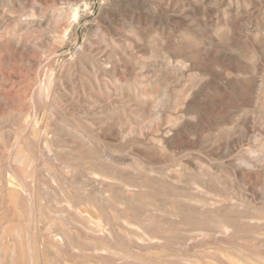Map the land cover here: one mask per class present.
<instances>
[{
	"label": "rangeland",
	"instance_id": "374dc122",
	"mask_svg": "<svg viewBox=\"0 0 264 264\" xmlns=\"http://www.w3.org/2000/svg\"><path fill=\"white\" fill-rule=\"evenodd\" d=\"M0 26V264H264V0H0Z\"/></svg>",
	"mask_w": 264,
	"mask_h": 264
},
{
	"label": "bare ground",
	"instance_id": "6f19581e",
	"mask_svg": "<svg viewBox=\"0 0 264 264\" xmlns=\"http://www.w3.org/2000/svg\"><path fill=\"white\" fill-rule=\"evenodd\" d=\"M13 18V17H12ZM2 26V25H1ZM1 26H0V28H1ZM4 28V27H3ZM3 28H2V31H3ZM12 29V28H11ZM1 30V29H0ZM13 30V29H12ZM7 32V31H6ZM12 32V31H11ZM3 33V32H2ZM5 35H7V33H5ZM13 35V34H12ZM9 36V35H8ZM13 37V36H12ZM95 76V75H94ZM105 83V82H104ZM103 87V86H102ZM107 90V89H106ZM43 96V95H42ZM144 96V95H143ZM188 96V95H187ZM185 100V99H184ZM161 103V102H160ZM157 113V112H156ZM163 113V112H162ZM105 116V115H104ZM108 118V117H107ZM75 139V138H74ZM57 142V141H56ZM38 146V145H37ZM48 146V145H47ZM49 148V147H48ZM73 150V149H72ZM73 153V152H72ZM78 156H80V155H78ZM87 156V155H86ZM42 157V156H41ZM44 158V157H43ZM74 158V157H73ZM10 159V158H9ZM85 159V158H84ZM84 164V163H83ZM7 169V168H6ZM45 171V170H44ZM65 171V170H64ZM84 171V170H83ZM87 171V170H86ZM89 171H91V169L89 170ZM94 171V170H93ZM100 172V171H99ZM50 173V172H49ZM92 173H94V172H92ZM45 174V173H44ZM48 174V173H47ZM73 174V173H72ZM98 175V174H97ZM106 175V174H105ZM2 177H4V176H2ZM94 177V176H93ZM91 178H92V176H91ZM104 179V178H103ZM70 180V179H69ZM53 181V180H52ZM103 182V181H102ZM99 183V182H98ZM124 183V182H123ZM138 183V182H137ZM108 184V183H107ZM129 185H130V183H129ZM113 186V185H112ZM117 186V185H116ZM132 188H133V186H131ZM55 188V187H54ZM66 188V187H65ZM144 189H146V188H144ZM79 190V189H78ZM34 191V190H33ZM119 191V190H118ZM17 192V191H16ZM63 193H64V191H63ZM95 193V192H94ZM97 193H99V192H97ZM122 194V193H121ZM124 194V193H123ZM80 196V195H79ZM87 197V196H86ZM99 197V196H98ZM81 198V197H80ZM56 199V198H55ZM134 199V198H133ZM94 200V199H93ZM57 201V200H56ZM105 201H108L107 199H105ZM45 202V201H44ZM92 202V201H91ZM97 202V201H96ZM99 202V201H98ZM137 202V201H136ZM148 202V201H147ZM177 202V201H176ZM94 203V202H93ZM106 204H108L107 202H105ZM145 204V203H144ZM178 204V203H177ZM239 206V205H238ZM234 207V206H233ZM156 208V207H155ZM59 209V208H58ZM57 209V210H58ZM141 209V208H140ZM156 210V209H155ZM175 210V209H174ZM62 211V210H61ZM203 211V210H202ZM57 212V211H56ZM117 212V211H116ZM48 213H49V211H48ZM81 213V212H80ZM134 213V212H133ZM85 214H86V212H85ZM135 214H136V211H135ZM167 214V213H166ZM56 215H57V213H56ZM55 215V216H56ZM60 215V214H59ZM152 215V214H151ZM99 216V215H98ZM193 216V215H192ZM60 217V219H61V215L59 216ZM86 217H87V214H86ZM49 218H50V216H49ZM63 218H64V216H63ZM66 218H68V216H66ZM211 218V217H210ZM22 219V218H21ZM50 219H52V218H50ZM109 219V218H108ZM69 220L70 221H72V219H70L69 218ZM89 220H92L91 218L89 219ZM26 221V220H25ZM29 221H30V218H29ZM53 221V220H52ZM55 221H58V220H55ZM54 221V222H55ZM63 221V220H62ZM65 222L66 221H68V219L67 220H64ZM83 221V220H82ZM94 221V220H93ZM101 221V220H100ZM37 222V221H36ZM44 222V221H43ZM48 222V221H47ZM50 222V221H49ZM88 222V221H87ZM103 222V221H102ZM52 223V222H51ZM56 223V222H55ZM70 223V222H69ZM95 223V222H94ZM249 223V222H248ZM21 224V223H20ZM30 224V223H29ZM60 224V223H59ZM78 224V223H77ZM88 224H90V223H88ZM103 224V223H102ZM125 224L127 225V223L125 222ZM256 224V223H255ZM51 225V224H50ZM50 225H47V227L48 226H50ZM62 225V224H61ZM73 225V224H72ZM76 225V224H75ZM99 226L101 225V224H98ZM261 225H262V223H261ZM44 226V225H43ZM56 226V225H55ZM63 226V225H62ZM78 226V225H77ZM82 226H83V223H82ZM19 227H20V225H19ZM23 227V225H21V228ZM30 227V226H29ZM59 227H60V225H59ZM72 227V226H71ZM74 227V226H73ZM76 227V226H75ZM74 227V228H75ZM130 227V226H129ZM36 228V227H35ZM50 228H52V227H50ZM50 228H49V230H50ZM58 228V227H57ZM73 228V229H74ZM82 228V227H81ZM95 228V227H94ZM123 228V227H122ZM153 228V227H152ZM30 229V228H29ZM44 229V228H43ZM48 229V228H47ZM60 229V228H59ZM65 229V228H64ZM83 229V228H82ZM85 229H87V228H85ZM99 229V228H98ZM97 229V230H98ZM125 229H126V227H125ZM49 230H48V232H49ZM52 230V229H51ZM88 230H90L89 228H88ZM96 230V229H95ZM114 230V229H113ZM123 230V229H122ZM156 230V229H155ZM47 231V230H46ZM45 231V232H46ZM56 231V229L54 230V232ZM66 231V230H65ZM76 231V230H75ZM75 231H73V233H75ZM30 232V231H29ZM43 232H44V230H43ZM57 232H61L60 230H58ZM57 232H55L56 234H58L59 235V237H56V239H55V241H58V245H60V246H64L65 245V238H64V233L62 234V233H57ZM62 232H64L63 231V229H62ZM87 232V231H86ZM100 232V231H99ZM105 232V231H104ZM53 233V232H52ZM66 233V232H65ZM72 233V232H71ZM88 233V235H90L89 234V232H87ZM86 233V234H87ZM128 234V233H127ZM53 235V237H55V234H52ZM58 235H56V236H58ZM8 236V235H7ZM117 236H118V234H117ZM90 237H93L92 236V233H91V236ZM122 237V236H121ZM124 237V236H123ZM129 237V236H128ZM127 237V238H128ZM67 238V237H66ZM73 238H74V235H73ZM106 237H104L103 238V240L105 239ZM118 238V237H117ZM151 238V237H150ZM2 239V238H1ZM45 239V238H44ZM43 239V240H44ZM96 239V238H95ZM122 239V238H121ZM70 240V239H69ZM92 240H94V239H92ZM97 240V239H96ZM150 240V239H149ZM85 241V240H84ZM100 241V240H99ZM102 241V240H101ZM106 241V240H105ZM107 241H108V239H107ZM128 241V240H127ZM133 241V240H132ZM69 243H72V241H68ZM97 242V241H96ZM129 242H131V241H129ZM74 243V242H73ZM98 243V242H97ZM100 243V242H99ZM147 243H148V241H147ZM146 243V244H147ZM149 243H150V241H149ZM49 244H50V242H49ZM49 244H47V242H46V245H49ZM100 244H102V243H100ZM153 244V243H152ZM56 245V244H55ZM71 245V244H70ZM98 245V244H97ZM222 245V244H221ZM50 246H51V244H50ZM130 246H131V244H130ZM65 247H66V245H65ZM68 247H69V245H68ZM102 248H104V245H102L101 246ZM0 248H2L1 246H0ZM73 248V247H72ZM128 248V247H127ZM56 249V248H55ZM92 249V248H91ZM105 249H107V247H105ZM128 249H130V248H128ZM54 250V249H53ZM58 250V249H57ZM95 250V249H94ZM117 250H118V248H117ZM3 251V250H2ZM68 251H70V250H68ZM78 251V250H77ZM111 251V250H110ZM121 250H119V252H120ZM72 252V251H71ZM84 252V251H83ZM112 252V251H111ZM111 252H110V254H111ZM113 252H115V251H113ZM214 252V251H213ZM84 253H86V252H84ZM11 254H12V252H11ZM15 254V253H14ZM101 254H102V252H101ZM104 254H107V253H105L104 252ZM109 254V253H108ZM109 254V255H110ZM120 254H123V252H120ZM221 254V253H220ZM247 254V253H246ZM84 255V254H83ZM92 256V255H91ZM99 257V256H98ZM144 257V256H143ZM13 258V257H12ZM16 258V257H15ZM101 258H103V256L101 257ZM107 258H109V257H107ZM228 258V257H227ZM252 258V257H251ZM93 259V258H92ZM100 259V258H99ZM106 259V258H105ZM105 259H103V260H105ZM111 259V258H110ZM229 259V258H228ZM5 260V259H4ZM4 260H1V263H2V261H4ZM90 260V259H89ZM95 260V259H94ZM15 261H16V259H15ZM18 261V260H17ZM16 261V262H17ZM25 261V260H24ZM106 261V260H105ZM23 262V261H22ZM32 262V261H31ZM213 262V261H212ZM18 263H19V261H18ZM92 263V262H91ZM117 263V262H116ZM115 263V264H116ZM4 264V263H3ZM61 264H63V262L61 263ZM106 264V263H105ZM119 264V263H118ZM128 264V263H127Z\"/></svg>",
	"mask_w": 264,
	"mask_h": 264
}]
</instances>
